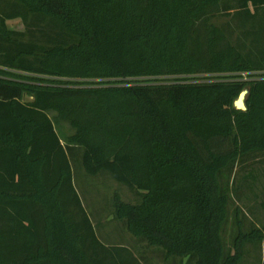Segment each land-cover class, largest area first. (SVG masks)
<instances>
[{
	"label": "trees",
	"instance_id": "trees-1",
	"mask_svg": "<svg viewBox=\"0 0 264 264\" xmlns=\"http://www.w3.org/2000/svg\"><path fill=\"white\" fill-rule=\"evenodd\" d=\"M230 10L226 0H0V264H144L98 236L73 147L89 175L135 190L137 203L115 195V217L167 257L241 264L247 243L264 244V225L244 231L240 220L232 247L223 237L221 175L264 152V0H239L235 26L212 21Z\"/></svg>",
	"mask_w": 264,
	"mask_h": 264
},
{
	"label": "rangeland",
	"instance_id": "rangeland-1",
	"mask_svg": "<svg viewBox=\"0 0 264 264\" xmlns=\"http://www.w3.org/2000/svg\"><path fill=\"white\" fill-rule=\"evenodd\" d=\"M231 8L213 18V22L227 26H235L234 15L239 9V0H226ZM13 29H23L20 20L10 21ZM240 31L237 30L236 40ZM61 135L72 132L66 122L58 127ZM72 160L74 182L87 211L96 226L98 236L106 244H125L131 247L144 264H195L193 259L167 257L164 250L148 245L130 233L125 221L117 219L114 212V197L118 193L127 202L137 203L139 196L135 190L117 182L110 173L103 172L97 176L89 175L82 162V149H69ZM221 182L230 195L228 219L223 227V237L227 249L232 247L238 231L240 220L244 231L264 225V152H255L242 157L234 166L223 171ZM246 254L241 264H263L264 244L247 243Z\"/></svg>",
	"mask_w": 264,
	"mask_h": 264
},
{
	"label": "water",
	"instance_id": "water-1",
	"mask_svg": "<svg viewBox=\"0 0 264 264\" xmlns=\"http://www.w3.org/2000/svg\"><path fill=\"white\" fill-rule=\"evenodd\" d=\"M248 93H249V89H244L242 93L240 94L239 98L235 101L234 105L237 109H241V110L247 109L246 99H247Z\"/></svg>",
	"mask_w": 264,
	"mask_h": 264
}]
</instances>
